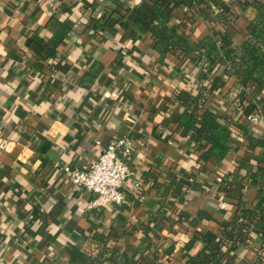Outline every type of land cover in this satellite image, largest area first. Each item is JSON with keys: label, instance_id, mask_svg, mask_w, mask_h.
<instances>
[{"label": "crops", "instance_id": "0c3cea01", "mask_svg": "<svg viewBox=\"0 0 264 264\" xmlns=\"http://www.w3.org/2000/svg\"><path fill=\"white\" fill-rule=\"evenodd\" d=\"M141 1L0 0V143L11 142L0 148V264H70L72 247L89 237L105 238L129 257L105 264H151L154 255L163 264H200L205 240L219 239L233 209L221 191L223 175L239 161L255 164L257 151L243 146L219 163L203 160V147L177 123L184 108L174 100L178 87L201 82V70L179 66L173 56L160 65L152 37L133 34L128 24L102 33L90 27V17L110 9L126 20ZM184 12L177 10L175 23ZM52 17L73 28L54 58L44 50ZM182 29L195 40L207 33L203 22L192 28L183 21ZM95 63L100 74L86 87ZM227 71L224 90L234 82ZM217 99L223 98L216 92ZM121 136L133 145L126 202L91 208L92 194L55 164L87 168ZM256 195L250 188L243 198L252 203ZM261 245L254 235L250 248L228 252L222 264H257Z\"/></svg>", "mask_w": 264, "mask_h": 264}, {"label": "trees", "instance_id": "16d2710c", "mask_svg": "<svg viewBox=\"0 0 264 264\" xmlns=\"http://www.w3.org/2000/svg\"><path fill=\"white\" fill-rule=\"evenodd\" d=\"M180 8L185 11L183 21L192 28L198 22L206 24L207 33L203 37L195 40L193 31L182 29L183 21L175 23ZM242 20L244 26L239 23ZM51 22L55 29L44 50L54 58L58 46L73 28L58 17H52ZM89 24L98 33L128 24L133 34L152 37L160 65L173 56L179 66L201 70V82L196 87L181 86L175 90L174 100L184 108L178 125L189 133L191 141L203 147L201 156L205 161L219 163L243 146L256 149L258 160L255 164L239 161L223 175L221 191L233 209L220 223L219 239L205 240V249L196 261L222 264L228 252L250 248L256 235L262 241L256 262L264 264V132L256 129L248 118L259 112V102L264 109V0H142L127 14L126 20L118 10L110 9L101 18L90 17ZM240 29L244 35L239 41ZM95 64V70L83 82L86 87L100 74L102 66ZM223 67L228 68V77L234 78L227 90ZM216 92L222 101L212 100ZM250 188L257 190L252 203L243 198ZM181 216L193 223L186 212ZM203 216L200 211L199 217ZM193 244L194 240L185 249ZM173 248L166 249L168 260ZM71 251L70 264H105L118 254L125 262L129 258L121 247L109 246L105 238L89 237ZM153 258L151 264H163L157 262V255Z\"/></svg>", "mask_w": 264, "mask_h": 264}, {"label": "built area", "instance_id": "2783aa9c", "mask_svg": "<svg viewBox=\"0 0 264 264\" xmlns=\"http://www.w3.org/2000/svg\"><path fill=\"white\" fill-rule=\"evenodd\" d=\"M259 112L248 118L254 126L263 122L261 106ZM264 128V126H263ZM264 132V129H263ZM11 144L8 140H2L0 148L7 149ZM133 152L130 137L121 136L107 144L100 155L93 159L87 168L81 169L70 165L55 164L57 171L67 175L68 180L92 194L91 208L105 207L109 205L121 206L126 202L123 185L133 172L127 165V160ZM139 182L136 183V187ZM226 207V203H222Z\"/></svg>", "mask_w": 264, "mask_h": 264}]
</instances>
